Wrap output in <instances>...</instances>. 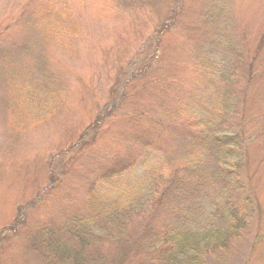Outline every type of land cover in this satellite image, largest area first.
I'll list each match as a JSON object with an SVG mask.
<instances>
[{"label": "rangeland", "instance_id": "1", "mask_svg": "<svg viewBox=\"0 0 264 264\" xmlns=\"http://www.w3.org/2000/svg\"><path fill=\"white\" fill-rule=\"evenodd\" d=\"M208 6L216 20L202 18ZM202 36L245 58L239 77L223 84L249 140L243 177L259 204L247 227L228 228L222 263L264 264V0H0V264H44L34 238L76 210L89 213L88 184L121 156L125 136L146 130L175 95L188 101L216 85L217 76L192 73ZM221 51H212L217 67H230L218 63ZM48 74L54 92L39 86ZM161 129L156 142L172 156L177 148ZM145 166L106 192L146 200ZM226 218L214 216L220 232Z\"/></svg>", "mask_w": 264, "mask_h": 264}, {"label": "trees", "instance_id": "2", "mask_svg": "<svg viewBox=\"0 0 264 264\" xmlns=\"http://www.w3.org/2000/svg\"><path fill=\"white\" fill-rule=\"evenodd\" d=\"M214 13L210 7L202 18L215 19ZM204 24L202 32H207L208 22ZM155 33L157 29L149 38L157 46ZM211 36H202L193 44L199 55L192 60V73L220 80L216 85L204 84L188 101L175 95L172 108L164 107L163 112L160 108L158 117L149 116L151 124L146 130L125 136L121 156L88 184L89 213L76 210L61 225L47 226L40 238H34L44 264H224L221 256L227 250L228 228L247 227L259 204L243 177L249 140L236 119L232 104L236 99L228 98L229 85L223 84L239 77L237 70L243 68L245 58L240 52L229 53L232 47L226 45L219 49L218 63L227 58L233 64L217 67L212 51L219 50ZM153 58L145 67L158 62L159 57ZM246 65L251 71V65ZM52 81L48 74L39 86L54 92ZM231 93L237 95L236 86ZM103 118L99 116L95 122ZM173 124L185 126L186 134L175 133ZM160 128L169 131L171 148H177L172 156L163 155L156 142ZM143 162L146 200L139 202L133 196L121 202L106 192L113 181L119 184ZM207 200L209 212L204 208ZM220 214L227 215L229 221L222 232L214 219Z\"/></svg>", "mask_w": 264, "mask_h": 264}]
</instances>
